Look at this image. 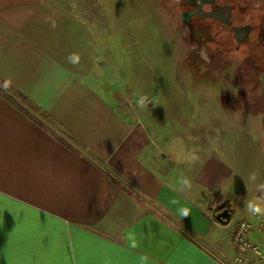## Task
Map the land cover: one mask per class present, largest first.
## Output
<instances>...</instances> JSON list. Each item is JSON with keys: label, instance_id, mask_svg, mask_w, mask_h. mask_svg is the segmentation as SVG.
<instances>
[{"label": "crops", "instance_id": "1", "mask_svg": "<svg viewBox=\"0 0 264 264\" xmlns=\"http://www.w3.org/2000/svg\"><path fill=\"white\" fill-rule=\"evenodd\" d=\"M71 5L0 0V80L33 115L0 95V264H229L233 223L212 216L228 201L205 203L234 169L195 159L205 136L162 143L94 85L98 44ZM253 191L231 216L264 211ZM249 238L264 249L263 232Z\"/></svg>", "mask_w": 264, "mask_h": 264}, {"label": "rangeland", "instance_id": "2", "mask_svg": "<svg viewBox=\"0 0 264 264\" xmlns=\"http://www.w3.org/2000/svg\"><path fill=\"white\" fill-rule=\"evenodd\" d=\"M71 3L69 10L83 17L98 44L94 85L109 92L116 106L132 119L142 118L155 125L162 143L172 140L180 144L195 139L202 142L205 136L208 146L200 147L195 159L215 152L224 155L234 169L235 178L208 191L205 205L214 204L219 198L239 208L246 186L261 200L264 148L259 130L247 125L217 126L213 114L200 104V98L188 93L175 74L172 38L154 0H71ZM185 125L194 127L192 133ZM163 149L169 150L165 145ZM176 156L180 160L185 158L180 150ZM235 218L232 213L224 228L228 229Z\"/></svg>", "mask_w": 264, "mask_h": 264}, {"label": "flooded vegetation", "instance_id": "3", "mask_svg": "<svg viewBox=\"0 0 264 264\" xmlns=\"http://www.w3.org/2000/svg\"><path fill=\"white\" fill-rule=\"evenodd\" d=\"M154 2L188 93L217 126L257 128L264 148V0Z\"/></svg>", "mask_w": 264, "mask_h": 264}, {"label": "built area", "instance_id": "4", "mask_svg": "<svg viewBox=\"0 0 264 264\" xmlns=\"http://www.w3.org/2000/svg\"><path fill=\"white\" fill-rule=\"evenodd\" d=\"M264 196L260 197L261 201ZM261 231L264 233V211L259 208L248 210L243 217L235 219L230 230V243L233 246L236 255L228 260L229 264H240L244 260V254L247 252L255 256L254 264L264 262V249H261L259 244L253 242L249 238L252 231ZM264 245V239H262Z\"/></svg>", "mask_w": 264, "mask_h": 264}, {"label": "trees", "instance_id": "5", "mask_svg": "<svg viewBox=\"0 0 264 264\" xmlns=\"http://www.w3.org/2000/svg\"><path fill=\"white\" fill-rule=\"evenodd\" d=\"M0 95L3 96L4 98H6L8 101H10L16 107H18L26 115L33 118V115H31L30 112L28 111V109L26 108L27 106L29 108H32V105L29 103H26L27 101L24 99V97H22V95L19 92L15 91L14 89L9 87L7 84L2 82L1 80H0ZM225 207L230 208V205L228 202L220 204L217 207L216 212L222 210ZM229 211H230V209H229Z\"/></svg>", "mask_w": 264, "mask_h": 264}, {"label": "water", "instance_id": "6", "mask_svg": "<svg viewBox=\"0 0 264 264\" xmlns=\"http://www.w3.org/2000/svg\"><path fill=\"white\" fill-rule=\"evenodd\" d=\"M212 216L219 222L226 224L229 222L231 218V213L229 211V208L225 207L220 211H215L212 213Z\"/></svg>", "mask_w": 264, "mask_h": 264}]
</instances>
